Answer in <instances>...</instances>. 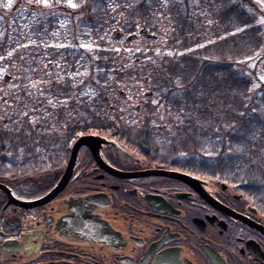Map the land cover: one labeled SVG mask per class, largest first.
<instances>
[{"label":"trees","instance_id":"obj_1","mask_svg":"<svg viewBox=\"0 0 264 264\" xmlns=\"http://www.w3.org/2000/svg\"><path fill=\"white\" fill-rule=\"evenodd\" d=\"M41 1L0 0V149L33 140L36 124L73 110L75 120L64 121L74 134L117 132L139 154L184 156L186 168L214 173L264 203V7L257 0ZM142 30L156 36L145 47L171 54L115 50L121 37ZM87 42L101 49L73 47ZM56 43L68 45L49 46ZM40 78L42 92L29 96L23 85ZM132 89L143 91L135 110L146 113L137 126L118 106ZM26 102L54 111L40 122L19 118Z\"/></svg>","mask_w":264,"mask_h":264},{"label":"flooded vegetation","instance_id":"obj_2","mask_svg":"<svg viewBox=\"0 0 264 264\" xmlns=\"http://www.w3.org/2000/svg\"><path fill=\"white\" fill-rule=\"evenodd\" d=\"M61 111L34 141L0 149V264H264V203L184 156L139 154L117 132L74 134L73 110ZM87 136L113 144L82 146L69 175Z\"/></svg>","mask_w":264,"mask_h":264},{"label":"rangeland","instance_id":"obj_3","mask_svg":"<svg viewBox=\"0 0 264 264\" xmlns=\"http://www.w3.org/2000/svg\"><path fill=\"white\" fill-rule=\"evenodd\" d=\"M263 7H264V0H257ZM42 2V1H41ZM42 5L45 6V0H43L42 2ZM22 14L24 16H26L28 13L27 11H23ZM67 22V21H66ZM66 22L64 21H61L60 22V25L61 27H65L66 25ZM136 34H139V31L138 32H135L134 34H128L126 36H124L123 39H121L120 41L116 42V44H118L117 46H115V50H118L119 52H122V51H126V52H129V53H137V52H154V53H161V54H171V52L169 51H166V52H161L159 50V46L158 44L154 45V46H146L145 45H149V41L147 38L145 37H142L140 36L137 40H133V41H128L127 38L128 36L130 35H136ZM128 43V47H121V45H125ZM29 45H37V44H34V43H26L24 44V46H29ZM68 43H56V44H50L49 46H65L67 47ZM41 46H45L44 44H41ZM72 47V46H70ZM74 48L76 47H80V48H83V49H86V50H95V49H101L89 42L87 43H81L79 44V46H73ZM77 76H81L83 75V72H77L76 73ZM55 76V75H53ZM44 78H40L39 80H27L28 82L23 85L24 88L26 89V91L28 92V95L29 96H33V95H40V93L42 92V89L41 87H43L42 85V82H43ZM135 88V86H133ZM7 89L10 91V92H14L15 94H18L19 91H18V84L17 83H11L8 85ZM143 91L141 89H135V90H130L129 91V95L126 97L124 96V99L121 100V104H119L118 106L122 109L121 111V117L127 122V123H130L134 126H137V125H140V121H143L144 120V116L146 115V113H143L139 110V112H136L134 111L136 109L137 106H140L141 105V101H142V98H143V95H142ZM84 94H92V91L90 88H86V91L84 92ZM29 103L26 102L25 103V108L23 110H17L18 111V117L19 118H32L33 122H40V120L42 118H44V115L45 113L41 110H29L27 108V105ZM48 104H51L50 101H48ZM4 111L6 112L8 109L7 107H3ZM2 111V110H1ZM16 111V110H15ZM16 111V112H17ZM155 123H158L156 122L157 120L156 119H153ZM49 137V136H48Z\"/></svg>","mask_w":264,"mask_h":264},{"label":"water","instance_id":"obj_4","mask_svg":"<svg viewBox=\"0 0 264 264\" xmlns=\"http://www.w3.org/2000/svg\"><path fill=\"white\" fill-rule=\"evenodd\" d=\"M141 34H143L144 36H148L149 38L151 39H155L154 36L152 35H148L147 32H144L142 31ZM136 36H133V37H130L129 40H132L133 38H135ZM92 141H98L100 142L101 145H111L113 144L112 142L108 141L107 139H104V138H101V137H98V136H87L83 139H80L74 149V152H73V155H72V158H71V162H70V166L68 168V174L70 175L72 169H73V166L75 164V160H76V156H77V153H78V150L82 147V146H90V142ZM165 175L167 176H170V177H173V178H176V179H180V180H183L187 183H194V182H200V180L198 179H195L191 176H188V175H185V174H180V173H175V172H164Z\"/></svg>","mask_w":264,"mask_h":264},{"label":"snow or ice","instance_id":"obj_5","mask_svg":"<svg viewBox=\"0 0 264 264\" xmlns=\"http://www.w3.org/2000/svg\"><path fill=\"white\" fill-rule=\"evenodd\" d=\"M47 3V0H45V4ZM73 7H75V5H72Z\"/></svg>","mask_w":264,"mask_h":264}]
</instances>
